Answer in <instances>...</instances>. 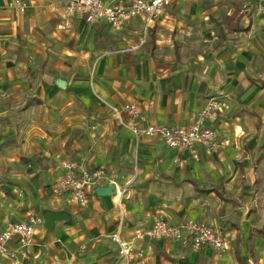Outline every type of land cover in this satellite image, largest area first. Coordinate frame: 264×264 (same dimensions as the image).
<instances>
[{
  "label": "crops",
  "instance_id": "1",
  "mask_svg": "<svg viewBox=\"0 0 264 264\" xmlns=\"http://www.w3.org/2000/svg\"><path fill=\"white\" fill-rule=\"evenodd\" d=\"M21 1L24 7L0 0V232L10 222L43 220L28 264L122 261L112 240L120 229L113 197L96 194L98 187L113 186L104 182L96 187L84 206L58 196L53 187L65 173L58 169L62 161L107 169L118 175L120 186L132 181L122 200L121 232L123 240L144 254L142 264L162 263L161 256L194 248L189 240L151 238L148 233L157 220L174 226L205 222L223 231L199 217L204 204L219 215L221 204L227 203L220 189L228 184L221 181L219 163L236 153L225 133L230 131L227 124L221 118L214 124L220 147L210 156L200 146L176 151L161 140L137 139L126 126L132 123L129 116L124 112L118 117L111 108L136 104L145 119L137 121L141 127H184L213 98L236 107L235 101L258 83L249 77L262 76L261 20L234 5L224 30L228 40L223 48L216 47L223 51L218 62L207 57L215 44L213 34L220 36L218 29L208 31L217 7L205 9L199 0L176 1L149 30L145 16L115 28L107 22L89 25L75 15L66 28L69 0ZM102 1L111 7L130 4ZM239 169L245 178L244 166ZM148 198L150 205L160 207L148 211ZM48 211L66 212L71 220L58 221L49 231L44 227ZM160 213L167 217L152 221ZM143 214L148 220H135L134 215ZM140 234L143 239H137ZM251 239L236 231L226 258L249 264L252 245L257 264H264V235Z\"/></svg>",
  "mask_w": 264,
  "mask_h": 264
},
{
  "label": "built area",
  "instance_id": "2",
  "mask_svg": "<svg viewBox=\"0 0 264 264\" xmlns=\"http://www.w3.org/2000/svg\"><path fill=\"white\" fill-rule=\"evenodd\" d=\"M176 1L180 0H130L127 6L111 7L102 0H69L64 27H70L71 19L75 15L81 16L89 25L107 22L115 28H122L134 18L145 16L146 29L149 30ZM15 4L24 7L21 0H15ZM259 9L264 12V0H260ZM225 106L220 99H211L194 121L184 127L151 124L138 126L137 121L145 122V119L136 104L127 105L121 110L111 109L118 117L124 112L129 116L132 123L126 126L137 139L161 140L168 148L176 151H193L200 146L207 152H214L220 147V137L214 124L220 120ZM58 169L65 173L55 183L53 192L58 196L66 195L72 202L83 206L89 203L90 194L96 187L104 182L115 183L104 168L90 170L75 162L62 161ZM117 193L122 195L120 190ZM42 222L38 218L28 222L8 223L0 232V259L7 260L9 264H25L30 259L37 226ZM148 235L154 239L179 242L189 240L196 249L210 248L216 252H223L227 246L223 233L205 222L174 226L160 219L155 222ZM143 238V234L137 236V239ZM112 240L119 247L121 264H142L144 254L134 247L133 242L123 240L121 227L113 234Z\"/></svg>",
  "mask_w": 264,
  "mask_h": 264
},
{
  "label": "rangeland",
  "instance_id": "3",
  "mask_svg": "<svg viewBox=\"0 0 264 264\" xmlns=\"http://www.w3.org/2000/svg\"><path fill=\"white\" fill-rule=\"evenodd\" d=\"M199 2L205 9L217 7L215 11L216 18L204 19V21L210 20L209 23L213 24H209L212 26V29H208L209 32L213 29L220 31L222 39L220 36L216 37L215 33L213 34L215 44L208 50L207 55V57L218 60V62L222 59L223 51L217 50L216 47L218 49L223 48L225 41L228 40L225 37L226 32L224 30L226 29L227 16L234 5L240 4L242 10L249 14L253 20H261V23L257 26L264 27V12L259 9L260 0H199ZM217 69L222 70V75H224L222 67L219 66ZM261 75L250 76L249 80L258 82L256 85L254 84L256 87H252L243 99H237L235 101L236 107L226 101V106L223 107L221 114V121L230 128V131L225 133L230 135V145L232 144L236 151L233 154L231 152L229 158H233L232 160L219 163L224 174L221 181L223 184H228V188L222 187L220 189L223 199L227 203L221 204L219 215H215L210 211L206 204H204L203 209H200V219L215 223L223 229V231H220L223 232L227 242L226 249L223 252H216L214 250L204 251L187 247L184 254H166L161 256L162 263L153 262V264H232L231 260L226 257L232 249L236 231L245 235L246 238L252 236V239L264 235V163L257 164V160L264 155V66H262ZM232 100L234 101L233 98ZM234 141H236L235 144ZM207 154L211 156L213 152H207ZM240 165L245 168V178L240 172ZM106 171L115 182L114 184L108 183L116 188V193L111 196L114 200V209L120 216L118 227H121L125 217L122 211V200L129 195L133 183L127 180L120 186L117 184L119 181L118 175L107 169ZM118 190L122 193L121 196L117 193ZM151 203L152 201L148 198V211H151L153 207H160L159 205H150ZM155 203L158 204V202ZM206 208L209 211H204ZM144 210H147L146 204ZM134 216L135 220H148L144 214ZM160 217L167 216L160 213L155 215L152 221ZM253 250L252 245L248 247L249 254H253L249 264H257L254 257L256 253ZM81 252L84 253L85 249H82ZM186 252L189 254H186ZM29 261L30 259L25 264H28ZM0 264H9V262L0 259Z\"/></svg>",
  "mask_w": 264,
  "mask_h": 264
},
{
  "label": "water",
  "instance_id": "4",
  "mask_svg": "<svg viewBox=\"0 0 264 264\" xmlns=\"http://www.w3.org/2000/svg\"><path fill=\"white\" fill-rule=\"evenodd\" d=\"M116 193V188L115 187H98L96 189V194L98 196H111ZM71 217L69 214L63 211H48L45 213V223L44 227L45 229L49 231H53L55 227V223L58 221L62 222H70Z\"/></svg>",
  "mask_w": 264,
  "mask_h": 264
},
{
  "label": "trees",
  "instance_id": "5",
  "mask_svg": "<svg viewBox=\"0 0 264 264\" xmlns=\"http://www.w3.org/2000/svg\"><path fill=\"white\" fill-rule=\"evenodd\" d=\"M235 17H236V15L231 16V20H234Z\"/></svg>",
  "mask_w": 264,
  "mask_h": 264
}]
</instances>
